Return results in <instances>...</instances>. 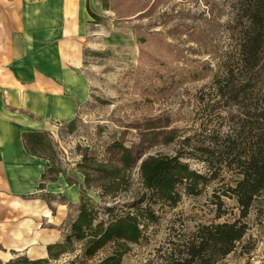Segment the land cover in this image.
<instances>
[{"label": "rangeland", "instance_id": "obj_1", "mask_svg": "<svg viewBox=\"0 0 264 264\" xmlns=\"http://www.w3.org/2000/svg\"><path fill=\"white\" fill-rule=\"evenodd\" d=\"M101 4L100 13L90 7L98 18L90 16L86 36L75 45L82 59L78 65L88 87V100L78 107L74 120L47 119L46 129L37 131L51 136L59 166L78 183L75 188L80 196L82 188L86 189L85 176L78 171L84 155L106 161L108 148L117 141L143 151L144 158L179 156L208 179L199 186L198 195L180 187L176 205L152 202L140 165L130 172L129 182L115 197L102 198L97 190L89 191L102 209L100 221L109 220L106 207L122 214L152 205L157 220L149 226L146 240L133 246L123 264H159L157 250L175 232L218 223V188L223 177L229 182L233 174H219L217 164L208 167L202 162V151L218 140V135L231 134L232 117L238 116L232 102L222 99L218 85L239 61L243 8L240 0H108V9ZM165 64L206 70L199 81L186 83L171 95L156 96L147 89L150 82L146 76L167 68ZM235 75L237 78L236 71ZM28 116L33 123H42ZM150 125L164 127L165 138L160 142L146 139ZM170 131L174 139L164 143ZM3 183L0 177V187ZM54 189L58 191L56 186ZM35 202L49 211L52 219L28 206ZM226 204L230 209L236 206L230 199ZM79 206L80 201L73 204L68 196L44 191L15 195L13 202L0 194V252L11 254L10 261L20 264L24 259L48 258L50 245L66 243ZM229 218L233 217L220 221ZM251 225L252 235L259 237L255 252L244 255L240 247L219 264H264V229L254 222ZM108 254L104 249L88 259L82 243L74 242L73 252L49 264H98ZM8 263L0 260V264Z\"/></svg>", "mask_w": 264, "mask_h": 264}, {"label": "trees", "instance_id": "obj_2", "mask_svg": "<svg viewBox=\"0 0 264 264\" xmlns=\"http://www.w3.org/2000/svg\"><path fill=\"white\" fill-rule=\"evenodd\" d=\"M101 1L108 9V0ZM240 3L244 23L239 61L231 75L224 77L218 85L222 99L232 102L238 116L232 117L231 134L218 135V140H212L202 151V162L208 167L217 164L219 174L233 175L229 182L223 177L224 183L218 188V223L201 224L189 232H175L157 250L159 264H219L240 247L244 255L251 256L259 238L252 235L251 224L257 223L264 229V0H240ZM87 9L92 18H98L89 4ZM166 67L150 71L152 74L146 76L150 82L147 89L156 96L171 95L184 84L199 81L206 70L199 66L186 68L167 64ZM162 128L150 125L151 131L145 138L160 142L165 138L163 131L166 130ZM166 134L164 143L174 139L173 131ZM22 138L28 154L50 163L42 176L41 190L47 183L57 182L61 175L69 186L78 184L59 166L58 153L47 132H25ZM144 154L117 141L108 148L106 161L84 155L78 171L85 176L86 189L82 188L80 213L66 243L50 245L46 259H24L22 262L49 264L61 255L73 252L74 242H79L86 258H93L108 249L109 254L98 264H123L133 246L146 240L149 226L157 220L155 210L149 204L146 208L116 214L115 208L106 207L109 220L100 221L102 209L89 196V191L97 190L102 198L115 197L138 165L152 202L176 205L181 198L180 187L189 194L198 195L199 186L208 181L179 156L144 158ZM228 199L236 203L232 209L227 208ZM227 216L233 218L220 221ZM8 264L20 263L10 261Z\"/></svg>", "mask_w": 264, "mask_h": 264}, {"label": "crops", "instance_id": "obj_3", "mask_svg": "<svg viewBox=\"0 0 264 264\" xmlns=\"http://www.w3.org/2000/svg\"><path fill=\"white\" fill-rule=\"evenodd\" d=\"M88 4L102 10L100 0H0V194L7 202L38 191L67 196L64 186L75 188L61 176L41 190L50 163L28 154L22 135L46 129L47 119L74 120L88 100L75 46L87 34ZM65 108L72 117L61 115ZM28 114L42 123H33ZM79 201L80 193L78 201L70 199ZM12 258L0 252L5 263Z\"/></svg>", "mask_w": 264, "mask_h": 264}, {"label": "bare ground", "instance_id": "obj_4", "mask_svg": "<svg viewBox=\"0 0 264 264\" xmlns=\"http://www.w3.org/2000/svg\"><path fill=\"white\" fill-rule=\"evenodd\" d=\"M85 91L87 93V88H85ZM62 116L66 117V118H69V117H72L73 116V112L71 109L69 108H65V111L61 114ZM63 193H65L71 200L73 201H78V195H79V192L77 189L75 188H71V187H67L66 185L64 186V188L61 190ZM37 202L33 203V204H29L28 206L31 207L32 209H35L37 210V212H40V213H45L47 217H50L52 219V217L50 216V212L47 211L44 207H42L41 205L39 204H36ZM50 222H53L52 220H50ZM38 239H40L38 237ZM38 239H35L34 240V244H37V240ZM46 243V242H45ZM42 249H44V244L41 246Z\"/></svg>", "mask_w": 264, "mask_h": 264}]
</instances>
